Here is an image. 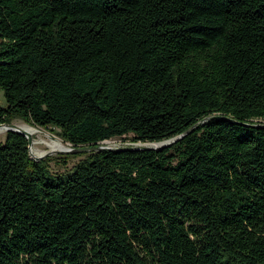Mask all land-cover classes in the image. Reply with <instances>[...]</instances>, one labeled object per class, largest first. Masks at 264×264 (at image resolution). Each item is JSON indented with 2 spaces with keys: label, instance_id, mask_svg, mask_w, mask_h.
<instances>
[{
  "label": "trees",
  "instance_id": "1",
  "mask_svg": "<svg viewBox=\"0 0 264 264\" xmlns=\"http://www.w3.org/2000/svg\"><path fill=\"white\" fill-rule=\"evenodd\" d=\"M0 91L72 148L191 131L63 173L7 132L0 264H264V0H0Z\"/></svg>",
  "mask_w": 264,
  "mask_h": 264
},
{
  "label": "rangeland",
  "instance_id": "2",
  "mask_svg": "<svg viewBox=\"0 0 264 264\" xmlns=\"http://www.w3.org/2000/svg\"><path fill=\"white\" fill-rule=\"evenodd\" d=\"M0 105L5 106V99L1 91H0ZM12 125L15 128H19V129L23 125L32 127L30 125H27L21 120H14L12 122ZM33 128H35L39 133L36 136L32 137V143L34 140L41 142V143L39 145L31 144L29 147V153L32 155V157H38V158L41 157L43 160L47 161L49 163L50 170L53 173H63L67 170H70L75 164H77L78 162L83 160L85 157H87L89 153H92V152L81 153L80 154L81 156L71 157V158H65L68 154L58 153L57 151L48 155V153L52 151L48 148V146L44 142L59 141L60 143H62V146L65 147V149L72 148V147L69 144L64 143L57 135H55L54 132H52L49 129H41L37 127H33ZM6 133L7 131H5L3 134H0V144H2L5 141ZM100 145L109 147V148H119V147L142 148V147L155 146L154 144H151V143H133V142H130L129 140L122 141L120 139L104 141ZM39 154H42V155H39ZM74 155H78V154H74Z\"/></svg>",
  "mask_w": 264,
  "mask_h": 264
},
{
  "label": "water",
  "instance_id": "3",
  "mask_svg": "<svg viewBox=\"0 0 264 264\" xmlns=\"http://www.w3.org/2000/svg\"><path fill=\"white\" fill-rule=\"evenodd\" d=\"M221 117L219 116H213L210 118H207L206 120L209 119H219ZM0 127H4L6 128L7 132H16L19 134H22L23 136L26 137V139L28 140L29 143V147L32 144V137L27 134L25 131L19 129V128H15L12 124L9 125H0ZM191 131H188L187 133H185L184 135H181L177 138L168 140V141H164V142H160V143H152L155 146L152 147H142V148H138L139 150H162L166 147L171 146V144H173L174 142H176L177 140L181 139L182 137H184L185 135L189 134ZM103 143V142H101ZM101 143H96V144H91L88 146H83V147H76V148H66L65 150L62 151H57L58 153H65V154H81V153H87V152H99V151H106V150H113V149H118V148H109V147H105V146H101ZM28 147V148H29ZM55 151H52L50 153H48V155H50L51 153H54ZM30 154V153H29ZM30 158L33 159L34 161H39L42 158H38V157H32V155L30 154Z\"/></svg>",
  "mask_w": 264,
  "mask_h": 264
},
{
  "label": "bare ground",
  "instance_id": "4",
  "mask_svg": "<svg viewBox=\"0 0 264 264\" xmlns=\"http://www.w3.org/2000/svg\"><path fill=\"white\" fill-rule=\"evenodd\" d=\"M21 130L25 131L27 134H29L31 137L36 136L39 132L33 128V127H29L26 125H23L20 127ZM6 130V128L4 127H0V134H3ZM41 142H38L36 140L33 141V145H39ZM48 148L51 151H62L65 150V147L62 146V143H60L59 141H51V142H44ZM42 155V154H39Z\"/></svg>",
  "mask_w": 264,
  "mask_h": 264
},
{
  "label": "built area",
  "instance_id": "5",
  "mask_svg": "<svg viewBox=\"0 0 264 264\" xmlns=\"http://www.w3.org/2000/svg\"><path fill=\"white\" fill-rule=\"evenodd\" d=\"M119 148H121V147H119Z\"/></svg>",
  "mask_w": 264,
  "mask_h": 264
}]
</instances>
